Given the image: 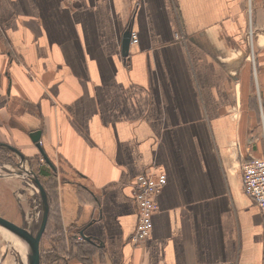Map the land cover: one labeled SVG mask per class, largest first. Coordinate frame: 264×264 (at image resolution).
Masks as SVG:
<instances>
[{
	"label": "crops",
	"instance_id": "0c3cea01",
	"mask_svg": "<svg viewBox=\"0 0 264 264\" xmlns=\"http://www.w3.org/2000/svg\"><path fill=\"white\" fill-rule=\"evenodd\" d=\"M0 148L14 162L0 163L1 217L35 220L28 171L47 192L41 264H264V211L241 180L264 156V0H0ZM152 171L166 183L133 244L132 181Z\"/></svg>",
	"mask_w": 264,
	"mask_h": 264
},
{
	"label": "built area",
	"instance_id": "2783aa9c",
	"mask_svg": "<svg viewBox=\"0 0 264 264\" xmlns=\"http://www.w3.org/2000/svg\"><path fill=\"white\" fill-rule=\"evenodd\" d=\"M132 42H137V36L131 33ZM42 160V159H41ZM244 193L264 211V156L251 157L243 165L241 176ZM166 183V176L162 172L138 174L133 178V199L136 204L138 221L130 242L139 244L146 240L152 230V216L158 210L157 194ZM78 240H83L81 235Z\"/></svg>",
	"mask_w": 264,
	"mask_h": 264
},
{
	"label": "water",
	"instance_id": "95a60500",
	"mask_svg": "<svg viewBox=\"0 0 264 264\" xmlns=\"http://www.w3.org/2000/svg\"><path fill=\"white\" fill-rule=\"evenodd\" d=\"M131 40V32L127 30L124 33L122 41V54L127 55L128 46ZM31 141L35 143L36 147L39 150V153L42 159L48 164L51 168L55 169L53 163L49 160L45 154L43 148L41 147L40 140V130L33 131L29 134ZM11 150L13 148L9 147ZM29 180L34 185L35 190V206L37 211V216L32 222L29 228L25 227L24 224L17 225L16 223L0 216V227L12 233L17 240L26 247L27 250V260L28 264H41L40 254H39V244L41 237L45 231L48 214H49V199L45 188L40 182L39 178L33 171H28ZM80 235L83 239L90 241L89 236H85L82 232Z\"/></svg>",
	"mask_w": 264,
	"mask_h": 264
},
{
	"label": "rangeland",
	"instance_id": "374dc122",
	"mask_svg": "<svg viewBox=\"0 0 264 264\" xmlns=\"http://www.w3.org/2000/svg\"><path fill=\"white\" fill-rule=\"evenodd\" d=\"M246 12H247V22H246V27L243 31L242 38L244 40L246 58L250 62L252 68L254 69V66L256 64L257 32L252 17V9L249 3L247 4ZM257 94L258 91L256 90V92L253 94L252 100H253V104L256 105V108L259 110L260 104H259V97ZM39 158H41L40 154L38 156V160L40 161ZM8 161H12V163H14L13 160L8 159L5 155L0 153V163L2 164L3 162H8ZM40 163H44V160L42 159ZM11 169H13L14 171L18 170L17 168H10V170ZM32 187H34V185H32ZM35 204L36 202L34 198L33 206H35ZM32 210L34 211L36 209L32 208ZM12 219L14 220L13 217ZM18 221L20 220L19 219L16 220V223H18ZM48 231L49 228L46 231H44L45 234L43 233V236L41 238L42 239V247L40 249V254L42 255L41 260L43 259V252L45 251V248L48 247V244L46 243V238L44 237V235H47L46 237H48L49 235ZM0 264H28L26 247L23 244H21L12 233L3 229L2 227H0Z\"/></svg>",
	"mask_w": 264,
	"mask_h": 264
},
{
	"label": "trees",
	"instance_id": "16d2710c",
	"mask_svg": "<svg viewBox=\"0 0 264 264\" xmlns=\"http://www.w3.org/2000/svg\"><path fill=\"white\" fill-rule=\"evenodd\" d=\"M0 151H3V150L0 148ZM6 151H9V150H6ZM30 165L36 167V172H37V174H38V176L40 178H45L46 177V179H48V185H47V181H44V180L42 181L44 187L47 188V187L51 186V182L53 180L52 178H53V176L56 173L55 169L51 168L48 164H46L45 161H44L43 165H45L46 168L40 166L39 162H38V159H36L34 162H33V160H30ZM75 247H76L75 255H78V253H79V255L83 256V254H85V253H87V254L92 253V249L91 248H88V249L86 248L84 250L83 246L76 245ZM48 257H51V255H49Z\"/></svg>",
	"mask_w": 264,
	"mask_h": 264
},
{
	"label": "flooded vegetation",
	"instance_id": "af4514ba",
	"mask_svg": "<svg viewBox=\"0 0 264 264\" xmlns=\"http://www.w3.org/2000/svg\"><path fill=\"white\" fill-rule=\"evenodd\" d=\"M28 203L30 204V202H28ZM30 221H32L31 214H30V216L23 215V217L21 218L19 224H17V223L16 224L17 225L24 224L25 227L29 228L31 226L30 225L31 224Z\"/></svg>",
	"mask_w": 264,
	"mask_h": 264
}]
</instances>
